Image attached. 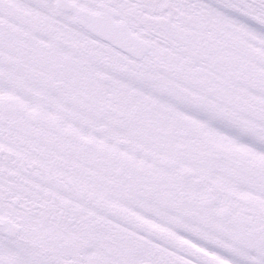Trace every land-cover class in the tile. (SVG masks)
Masks as SVG:
<instances>
[{
    "label": "snow or ice",
    "instance_id": "obj_1",
    "mask_svg": "<svg viewBox=\"0 0 264 264\" xmlns=\"http://www.w3.org/2000/svg\"><path fill=\"white\" fill-rule=\"evenodd\" d=\"M0 264H264V0H0Z\"/></svg>",
    "mask_w": 264,
    "mask_h": 264
}]
</instances>
